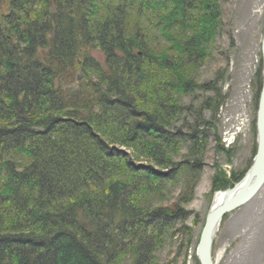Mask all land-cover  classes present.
Instances as JSON below:
<instances>
[{"label": "trees", "instance_id": "16d2710c", "mask_svg": "<svg viewBox=\"0 0 264 264\" xmlns=\"http://www.w3.org/2000/svg\"><path fill=\"white\" fill-rule=\"evenodd\" d=\"M222 1L0 0V264H160L224 99L195 81Z\"/></svg>", "mask_w": 264, "mask_h": 264}, {"label": "rangeland", "instance_id": "374dc122", "mask_svg": "<svg viewBox=\"0 0 264 264\" xmlns=\"http://www.w3.org/2000/svg\"><path fill=\"white\" fill-rule=\"evenodd\" d=\"M219 21L221 34L211 57L197 67L195 81L204 84L215 80L224 99L215 115L208 109L204 111L213 126L209 130L201 179L193 199L183 204L189 217L177 223L174 240L159 253L160 264H194L196 248L187 245V227L190 234L199 236L215 193L230 188L214 189V178L221 174L228 178L236 172L242 179L256 151L264 0H223ZM82 77L83 73L77 72V79ZM212 95L213 92L195 93L193 102L199 104V99ZM183 100L187 104L192 102L187 96ZM175 159L183 161L184 157L180 154ZM180 193V186L172 187L171 199L164 204L177 203ZM213 256L218 264H264V187L250 202L222 221L214 241Z\"/></svg>", "mask_w": 264, "mask_h": 264}, {"label": "water", "instance_id": "95a60500", "mask_svg": "<svg viewBox=\"0 0 264 264\" xmlns=\"http://www.w3.org/2000/svg\"><path fill=\"white\" fill-rule=\"evenodd\" d=\"M261 52L262 84L256 115V153L245 176L224 190L222 202L212 206L206 215L195 251L199 264H218V260L213 256V245L223 218L250 202L264 187V36Z\"/></svg>", "mask_w": 264, "mask_h": 264}, {"label": "bare ground", "instance_id": "6f19581e", "mask_svg": "<svg viewBox=\"0 0 264 264\" xmlns=\"http://www.w3.org/2000/svg\"><path fill=\"white\" fill-rule=\"evenodd\" d=\"M224 196H225L224 190L217 191L214 195L212 206L215 207V206L219 205L222 202V200L224 199ZM219 257H220V255H219Z\"/></svg>", "mask_w": 264, "mask_h": 264}]
</instances>
